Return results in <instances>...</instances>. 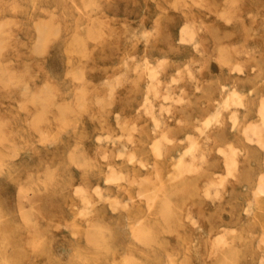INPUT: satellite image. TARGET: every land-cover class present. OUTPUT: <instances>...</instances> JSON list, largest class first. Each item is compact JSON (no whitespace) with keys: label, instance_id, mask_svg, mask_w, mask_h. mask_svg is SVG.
Returning <instances> with one entry per match:
<instances>
[{"label":"rangeland","instance_id":"rangeland-1","mask_svg":"<svg viewBox=\"0 0 264 264\" xmlns=\"http://www.w3.org/2000/svg\"><path fill=\"white\" fill-rule=\"evenodd\" d=\"M200 1L0 0V264H264V0Z\"/></svg>","mask_w":264,"mask_h":264},{"label":"bare ground","instance_id":"bare-ground-1","mask_svg":"<svg viewBox=\"0 0 264 264\" xmlns=\"http://www.w3.org/2000/svg\"><path fill=\"white\" fill-rule=\"evenodd\" d=\"M199 1H200V0H199ZM200 2H201V1H200ZM226 2H227V1H226ZM233 2H234V1H233ZM86 3H87V2H86ZM224 3H225V2H224ZM174 5H175V4H174ZM179 5H180V4H179ZM179 7H180V6H179ZM246 7H247V6H246ZM45 9H46V8H45ZM223 9H224V8H223ZM220 11H221V10H220ZM223 12H225V10H224ZM251 13H252V12H251ZM52 14H53V13H52ZM221 15H222V12H221ZM249 15H250V14H249ZM222 16H225V15H222ZM222 16H221V19H222ZM218 17H219V16H218ZM96 18H97V17H96ZM11 19H12V18H11ZM44 19H45V18H44ZM9 21H11V20H9ZM2 22H4V21L2 20V21L0 22V23H1L0 25L3 24ZM39 22L41 23V21H39ZM5 24H6V23H5ZM8 24H10V23H8ZM42 24H43V23H42ZM124 24H125V23H124ZM185 24H186V23H185ZM6 25H7V24H6ZM6 25H4V26H6ZM40 25H41V24H39V29H40V27H41L40 30H42V29L45 30L46 28L44 29V27H47V25L45 26V24H43L44 26L42 25L43 27L40 26ZM189 25H190V24H189ZM48 26H49V25H48ZM96 26H97V24H96ZM137 26H139V25H137ZM137 26H136V27H137ZM182 26L184 27L185 25L182 24ZM187 26H188V23H187ZM187 26H186V27H187ZM198 26H199V25H198ZM0 27H1V26H0ZM2 27H3V26H2ZM97 27H98V26H97ZM136 27H135V28H136ZM49 28H50V27H49ZM57 28H58V27H57ZM57 28H55V29H57ZM139 28H140V26H139ZM139 28H138V30H139ZM184 28H185V27H184ZM189 28H190V27H188V29H189ZM192 28H193V27H192ZM196 28L200 29V28L197 27V26H196ZM196 28H195V29H196ZM1 29H2V28H0V31H3V29H2V30H1ZM47 29H48V27H47ZM50 29H51V28H50ZM53 29H54V28H53ZM53 29H52V30H53ZM181 29H182V28H181ZM186 29H187V28H185V31L188 30V29H187V30H186ZM134 30H135V29H134ZM136 30H137V29H136ZM138 30H137V31H138ZM183 30H184V29H183ZM191 30H192V29H191ZM4 31H5V30H4ZM55 31H56V30H54L53 32L55 33ZM180 31H181V30H180ZM6 32H7V31H6ZM49 32H50V31H49ZM140 32H142V31H141V28H140ZM146 32H147V31H146ZM0 33H1V32H0ZM3 33H5V32H3ZM38 33H39V31H38ZM38 33H37V35H38ZM43 33H44V34H45V33L49 34L48 31H47V32H45V31H44V32L41 31V34H43ZM132 33H133V32H132ZM134 33H135V32H134ZM134 33H133V34H134ZM142 33H143V32H142ZM41 34L39 33V37L42 38V35H41ZM47 34H46V35H47ZM56 34H57V33H56ZM136 34H137V33H136ZM182 34L186 35L185 32H183ZM193 34H194V33H193ZM0 35H1V34H0ZM40 35H41V36H40ZM52 35H53V34H52ZM134 35H135V34H134ZM141 35H142V34H141ZM180 35H181V32H180ZM184 35H182V37L180 38V39H182V41L186 40V38H187V37H186L187 35H186V36H184ZM191 35H192V33H191ZM191 35H189V32H188V39H189V41H188V39H187V41H188L189 43L191 42L190 40L193 39V38H192L193 36L190 37ZM43 36H44V35H43ZM183 36H184V37H183ZM3 37H4V36H3ZM45 37H46V36H45ZM45 37H43V38L45 39ZM74 37H75V36H74ZM134 37H136V36H134ZM139 37H140V36H139ZM139 37H138V38H139ZM142 37H143V36H142ZM179 37H180V36H179ZM189 37H190V38H189ZM5 38H6V37H5ZM5 38L3 39L4 41H5ZM43 38H42V39H43ZM76 38H77V36H76ZM76 38H75V39H76ZM130 38H131V37H130ZM184 38H185V39H184ZM191 38H192V39H191ZM6 39H8V38H6ZM46 39H47V38H46ZM75 39H74V40H75ZM180 39H179V40H180ZM3 40H0V43H1V41H3ZM70 40H71V39H70ZM70 40H69V41H70ZM4 41H3V42H4ZM35 41H36V40H35ZM43 41H44V40H43ZM46 41H47V40H46ZM3 42H2V43H3ZM7 42H8V41H7ZM41 42H42V41H41ZM184 42H185V41H184ZM192 42H194V39H193ZM79 43H80V42H79ZM79 43H77V44H79ZM74 44H75V43H74ZM74 44H73V46H74ZM77 44H76V45H77ZM132 44H133V43H132ZM197 44H199V43H197ZM33 45H34V44H33ZM37 45H38V44H37ZM79 45H80V44H79ZM79 45H78V47H79ZM143 45H145V44H143ZM235 45H236V44H235ZM241 45H242V44H241ZM0 46H1V45H0ZM232 46H233V48L235 47L234 45H232ZM249 46H250V45H249ZM38 47L41 48V46H38ZM74 47H75V46H74ZM76 47H77V46H76ZM76 47H75V48H76ZM195 47H196V44H195ZM66 48H67V47H66ZM80 48H81V47H79L78 49H80ZM45 49H46V48H45ZM0 50H3V46L1 47ZM74 50H75V49H74ZM89 50H90V49H89ZM32 51H33V50H32ZM71 51H73V50H71ZM80 51H82V48H81ZM85 51H86V50H84V52H85ZM69 52H70V51H69ZM243 52H244V51H243ZM0 53H1V51H0ZM35 53H36V52H35ZM87 53H88V51H87ZM131 56H132V55H131ZM133 56H134V55H133ZM131 58H132V57H131ZM10 60H11V59H10ZM66 60H67V59H66ZM71 60H72V59H71ZM74 60H75V59H74ZM161 60H162V59H161ZM201 60H203V59H201ZM68 61H69V60H68ZM125 61H126V59H125ZM2 62H3V61H2ZM70 62H71V61H70ZM158 62H159V59H158ZM161 62H162V61H161ZM71 63H72V62H71ZM142 63H143V62H142ZM145 63H146V62H145ZM154 63H155V62H154ZM156 63H157V61H156ZM125 64L127 65L126 62H125ZM135 64H136V63H135ZM157 64H158V63H157ZM213 64H214V63H213ZM81 65H82V64H81ZM128 65H129V64H128ZM139 65H140V64H139ZM186 65H187V64H186ZM186 65H185V66H186ZM79 66H80V65H79ZM144 66H145V65H144ZM146 66H147V65H146ZM154 66H155V65H154ZM156 66H157V65H156ZM232 66H234V65H232ZM6 67H7V66H6ZM86 67H87V66H86ZM127 67H128V66H127ZM157 67H159V66H157ZM187 67H188V66H187ZM215 67H216V66H215ZM215 67H214V68H215ZM1 68H3V67H1ZM74 68H75V66H74ZM133 68H134V67H133ZM148 68H149V66H148ZM159 68H160V67H159ZM75 69H76V68H75ZM79 69H80V68H79ZM155 69H156V68H155ZM160 69H161V68H160ZM194 69H195V68H194ZM0 70H1V69H0ZM152 70H153V69H152ZM231 70H232V69H231ZM235 70H236V69H235ZM237 70L240 71V69H237ZM3 71H5V72H6V71H10V72H11L12 70H8V69L5 70V69H4V70H2V71H0V72H2V74H3V73H4ZM76 71H77V74H78V69H76ZM76 71H75V72H76ZM123 71H124V70H123ZM156 71H159V70H156ZM140 72H141V71H140ZM153 72H154V71H153ZM190 72H192V70H190ZM6 73H7V72H6ZM11 73H12V72H11ZM8 74H9V73H8ZM154 74H155V72L153 73V75H154ZM6 75H7V74H6ZM6 75H5L4 77H7ZM9 75H10V74H9ZM179 75H180V74H179ZM10 76H12V75H10ZM121 76H122V75H121ZM121 76H120V77H121ZM0 77H3V76L0 75ZM117 77H118V75H117ZM124 77H125V76H124ZM174 77H175V75H174ZM152 78H153V77H152ZM178 78H179V77H178ZM0 79H1L2 81H4L3 78H0ZM5 79H6V78H5ZM9 79H12V78H9ZM120 79H122V78H120ZM120 79H118V80H120ZM6 80H7V79H6ZM14 80H15V79H14ZM151 80H152V79H151ZM2 81H1V82H2ZM7 81H8V80H7ZM127 81H128V80H127ZM149 81H150V80H149ZM1 82H0V83H1ZM15 82H16V81H15ZM170 82H171V81H170ZM2 83H3V82H2ZM2 83H1V84H2ZM192 83H193V82H192ZM101 84H103V83H100V85H101ZM104 84H105V83H104ZM3 85H4V87H5V86H6V83L4 82ZM8 85H9V84H8ZM8 85H7V86H8ZM26 85H27V83H26ZM18 86H20V85H18ZM158 86H159V85H158ZM41 87H43V86H41ZM110 87H111V86H110ZM196 87H197V86H196ZM147 88H148V86H147ZM149 89H150V87H149ZM40 90H42V89H40ZM115 90H116V89H115ZM157 90H158V89H157ZM157 90H155V92H156ZM44 91H45V90H44ZM233 91H234V90H233ZM27 92H28V91H27ZM41 92H42V91H41ZM45 92H46V91H45ZM52 92H53V91H52ZM155 92H153V94H154ZM28 93H29V92H28ZM46 93H47V92H46ZM145 93H146V92H145ZM37 94H39V92L36 93V95H37ZM43 94H44V93H43ZM48 94H49V93H48ZM48 94H47V95H48ZM84 94H85V93H84ZM154 95H155V94H154ZM75 96H76V95H75ZM81 96H83V95H81ZM168 96H169V94H168ZM171 96H172V93H171ZM38 97H39V96H38ZM42 97H43V95H42ZM104 97H106V96H104ZM104 97H103V98H104ZM163 97H164V94H163ZM39 98H40V97H39ZM83 98H84V97H83ZM96 98H97V97H96ZM103 98L100 99V97H99V98L97 99V100L100 99L98 102H100L101 100H103ZM148 98H149V97H148ZM169 98H170V97H169ZM181 98H182V97H181ZM233 98H234V97H232V99H233ZM30 99H32V98L30 97ZM45 99H46V96H45ZM166 99H168V97H167ZM260 99H261V97H260ZM32 100H35V98L32 99ZM32 100H30V101L33 103ZM163 100H165V99H163ZM174 100H175V99H174ZM178 100H179V98H177V101H178ZM182 100H183V99H182ZM78 101H79V100H78ZM95 101H96V99H95ZM104 101H105V99L103 100V102H104ZM96 102H97V101H96ZM98 102H97V103H98ZM110 102H111V100H110ZM152 102H153V101H152ZM223 102H224V101H223ZM260 102H261V101H260ZM40 103H42V102H40ZM79 103H80V102H79ZM107 103H108V102H107ZM169 103H170V102H169ZM179 103H180V102H179ZM261 103H263V101H262ZM99 104H100V103H99ZM101 104H102V102H101ZM110 104H111V103H110ZM150 104H151V103H150ZM19 105H20V104H19ZM46 105H47V104H46ZM46 105H45V107H46ZM78 105H79V104H78ZM86 105H87V104H86ZM171 105H172V104H171ZM20 106L22 107V104H21ZM82 106H83V105H82ZM111 106H112V105H111ZM150 106H151V105H150ZM162 106H164V105H162ZM166 106H168V105H166ZM43 107H44V105H43ZM43 107H42V108H43ZM76 107H77V106H76ZM56 108H58V107L56 106ZM43 109H44V108H43ZM45 109H47V108H45ZM86 109H87V108H86ZM89 109H90V108H88V110H89ZM168 109H169V108H168ZM168 109H167L166 111H168ZM24 110H25V109H24ZM41 110H42V109H41ZM147 110H148V109H147ZM105 111H106V110H105ZM157 111H158V110H157ZM38 112L40 113V110H39ZM90 112H91V111H90ZM118 112H119V111H118ZM217 112H218V111H217ZM93 113H94V112H93ZM40 114H41V113H40ZM36 115H37V114H36ZM113 115H114V114H113ZM113 115H112V116H113ZM117 115H118V113H117ZM120 115H121V114H120ZM155 115H156V114H155ZM161 115H162V114H161ZM54 117H55V116H54ZM217 117H218V116H217ZM31 118H32V117H31ZM37 118H38V117H37ZM120 118H121V117H120ZM122 118H123V117H122ZM154 118H155V117H154ZM263 118H264V117H263ZM96 119H97V118H96ZM112 119H113V118H112ZM109 120H110V118L108 119V121H109ZM118 120H119V119H118ZM118 120H117V121H118ZM157 120H158V119H157ZM38 121H39V120H38ZM119 121H120V120H119ZM119 121H118V122H119ZM217 121H218V120H217ZM57 122H58V121H57ZM160 123H162V121H161ZM65 124H66V123H65ZM131 124H132V123H131ZM222 124H223V123H222ZM38 126H39V125H38ZM126 126H127V125H126ZM177 126H178V125H177ZM179 126H180V125H179ZM230 127H231V126H230ZM58 128H59V127H58ZM193 128H195V127H193ZM41 130H42V129H41ZM136 130H137V129H136ZM107 133H108V132H107ZM201 133H202V132H201ZM245 133H246V132H245ZM187 134H188V133H187ZM123 135H124V134H123ZM96 136L100 137L101 134H99V135L96 134ZM102 136H103V135H102ZM102 136H101L100 138H102ZM116 136H117V135H116ZM188 136H189V135H188ZM247 136H249V135L247 134ZM114 137H115V136H114ZM249 137H250V136H249ZM100 138H99V139H100ZM103 138H104V137H103ZM99 139H98V140H99ZM112 139H113V138H112ZM192 139H193V138H192ZM260 139H261V138H260ZM121 140H122V139H121ZM132 140H133V139H132ZM193 140H194V139H193ZM258 140H259V139H258ZM99 141H100V140H99ZM103 141H104V140H103ZM130 141H131V140H130ZM196 141H197V140H196ZM256 141H257V140H256ZM115 143H116V142H115ZM193 146H194V145H193ZM260 146H261V145H260ZM190 147H191V146H190ZM101 152H102V151H101ZM193 152H194V151H193ZM237 152H238V151H237ZM103 153H104V152H103ZM232 153H233V152H232ZM238 153H239V152H238ZM158 154H159V152H158ZM103 155H104V154H103ZM105 155H106V154H105ZM222 155H223V154H222ZM228 155H229V154H228ZM104 157L106 158V156H104ZM104 157H102V158H104ZM226 157H227V156H226ZM232 157H233V156H232ZM84 158H86V157H84ZM233 158H234V157H233ZM173 159H174V158H173ZM129 160H130V159H129ZM176 160H177V159H176ZM180 160H181V159H180ZM130 161H132V160H130ZM178 161H179V160H178ZM81 162H82V161H81ZM140 162H141V161H140ZM144 163H145V162H144ZM228 164H229V163H228ZM109 165H110V164H109ZM111 165H112V164H111ZM230 166H231V165H230ZM142 167H143V166H142ZM181 167H182V166H181ZM227 167H228V166H227ZM187 168H188V167H187ZM110 169H111V168H110ZM110 169H109V170H110ZM231 169H232V168H231ZM231 169H230V170H231ZM236 169H237V168H236ZM183 170H184V169H183ZM233 170H234V169H233ZM226 171H227V170H226ZM184 172H185V171H184ZM193 172H195V171H193ZM182 173H183V172H182ZM226 174H227V173H226ZM223 178H224V177H223ZM169 180H170V179H169ZM262 180H263V178H262ZM118 181H119V180H118ZM127 181H128V180H127ZM132 181H133V180H132ZM263 181H264V180H263ZM212 183H213V182H212ZM212 185H213V184H212ZM216 185H217V183H216ZM95 186H96V185H95ZM95 186H94V187H95ZM98 186H99V185H98ZM205 186H206V185H205ZM153 188H154V187H153ZM153 188H152V189H153ZM80 189H82V188H80ZM215 190H216V189H214V191H215ZM76 191H78V190H76ZM96 191H97V189H96ZM78 192H79V191H78ZM84 192H85V191H84ZM97 192H99V190H98ZM144 192H145V191H144ZM81 193H83V192H81ZM156 193H157V192H156ZM215 193H217V192H215ZM85 194H86V193H85ZM204 195L206 196V195H209V194H204ZM217 195H218V194H217ZM128 196H129V194H128ZM209 196H210V195H209ZM209 196H208V197H209ZM213 196H214V195H213ZM83 197H84V196H83ZM215 197H216V196H215ZM254 197H255V196H254ZM85 198H86V197H85ZM85 198H83V199H85ZM213 198H214V197H213ZM85 200L87 201V198H86ZM254 201H255V200H254ZM119 202H120V201H119ZM111 203H113V202H111ZM120 203H121V202H120ZM115 205H117V204H115ZM115 205H114V206H115ZM201 205H203V204H201ZM115 208H116V207H115ZM123 208H124V207H123ZM161 210H162V209H161ZM83 211H84V207H83ZM162 211H163V210H162ZM163 212H164V211H163ZM164 213H165V212H164ZM88 214H89V213H88ZM168 214H169V213H168ZM82 215H83V214H82ZM84 215H85V212H84ZM170 215H171V214H170ZM189 215H191V214H189ZM191 216H192V215H191ZM185 217H186V215H185ZM193 218H194V217H193ZM195 218H196V217H195ZM188 219H189V218H188ZM191 219H192V218H191ZM88 221H89V220H88ZM190 221H191V220H190ZM33 222H34V221H33ZM193 222H194V221H193ZM195 222H196V221H195ZM31 223H32V222H31ZM34 223H35V222H34ZM87 223H88V222H87ZM57 227H58V226H57ZM225 228H226V227H224L223 229H225ZM228 229L230 230V228H228ZM229 230H227V232H228ZM97 232H98V231H97ZM223 232H224V231H223ZM71 233H72V232H71ZM77 233H78V232H77ZM37 234H38V233H37ZM73 234H74V232H73ZM225 234H226V233H225ZM141 235H142V234H141ZM222 236H224V235L222 234ZM144 237H145V236H144ZM223 238H224V237H223ZM195 239H196V238H195ZM217 239H218V238H217ZM219 239H221V237H220ZM220 241H221V240H220ZM220 241H219V242H220ZM223 241H225V240L223 239ZM213 242H214V241H213ZM216 242H218V241L216 240ZM219 242H218V243H219ZM100 243H101V242H100ZM104 243H105V242H104ZM193 243H195V242H193ZM214 243H215V242H214ZM224 243H225V242H224ZM226 243H227V242H226ZM229 243H230V242H229ZM101 244H102V243H101ZM218 245H219V244H218ZM223 245H224V244H223ZM223 245H222V246H223ZM227 245H228V243H227ZM106 246H107V245H106ZM193 247L195 248V246H193ZM225 248H227V247H225ZM32 250H33V248H32ZM34 250H35V249H34ZM217 250H218V248H217ZM223 250H224V249H223ZM167 251H169V250H167ZM215 251H216V250H215ZM189 252H190V251H189ZM214 253H215V252H214ZM182 254H183V253H182ZM216 254H217V253H216ZM173 256H175V255H173ZM214 257H215V255H214ZM179 259H180V258H179ZM126 260H127V259H126ZM126 260H125V261H126ZM127 261H128V260H127ZM178 262H182V261H178ZM113 263H114V262H113ZM124 264H125V263H124ZM129 264H130V263H129ZM169 264H170V263H169Z\"/></svg>","mask_w":264,"mask_h":264}]
</instances>
